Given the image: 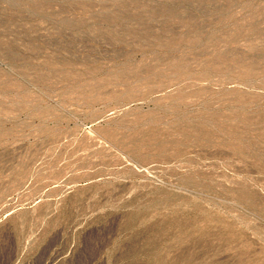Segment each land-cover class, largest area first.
Masks as SVG:
<instances>
[{
	"label": "rangeland",
	"instance_id": "obj_1",
	"mask_svg": "<svg viewBox=\"0 0 264 264\" xmlns=\"http://www.w3.org/2000/svg\"><path fill=\"white\" fill-rule=\"evenodd\" d=\"M0 264H264V0H0Z\"/></svg>",
	"mask_w": 264,
	"mask_h": 264
}]
</instances>
